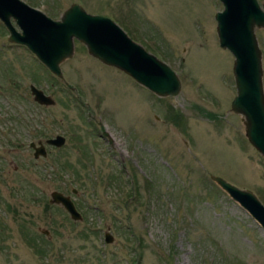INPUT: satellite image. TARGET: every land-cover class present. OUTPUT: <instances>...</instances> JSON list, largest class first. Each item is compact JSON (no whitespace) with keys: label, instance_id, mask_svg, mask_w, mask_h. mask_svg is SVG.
I'll use <instances>...</instances> for the list:
<instances>
[{"label":"rangeland","instance_id":"rangeland-1","mask_svg":"<svg viewBox=\"0 0 264 264\" xmlns=\"http://www.w3.org/2000/svg\"><path fill=\"white\" fill-rule=\"evenodd\" d=\"M23 1L52 19L71 3L107 16L180 88L158 97L75 40L55 77L8 42L0 22V264H264V231L209 178L264 205V158L229 110L232 56L215 34L221 3ZM254 33L264 96V27ZM29 84L53 103L33 101ZM56 134L63 146L44 144L34 158L28 143ZM52 190L71 198L80 220L49 203Z\"/></svg>","mask_w":264,"mask_h":264},{"label":"water","instance_id":"water-1","mask_svg":"<svg viewBox=\"0 0 264 264\" xmlns=\"http://www.w3.org/2000/svg\"><path fill=\"white\" fill-rule=\"evenodd\" d=\"M218 1L222 8L214 13L217 43L232 56L235 94L229 110L240 115L246 140L264 158L261 50L254 33L256 28L264 27V11L257 0ZM0 22L8 32V42L24 46L56 77H61L59 65L71 57L75 40L91 57L122 71L158 97L174 96L179 91L180 81L165 62L133 41L113 20L87 13L77 3L69 4L58 19H52L23 0H0ZM29 91L38 104L53 103L49 95L32 84ZM63 143V136L56 134L43 142L31 141L28 147L36 158L45 156L44 144L60 147ZM209 178L264 231V205L253 192L217 175H209ZM71 192L74 193L75 189ZM48 201L60 205L71 220L81 219L68 195L52 190ZM103 240L111 242V234L105 232Z\"/></svg>","mask_w":264,"mask_h":264},{"label":"flooded vegetation","instance_id":"flooded-vegetation-1","mask_svg":"<svg viewBox=\"0 0 264 264\" xmlns=\"http://www.w3.org/2000/svg\"><path fill=\"white\" fill-rule=\"evenodd\" d=\"M5 28V27H4ZM15 29H17L18 30V28L15 26ZM7 31V30H6ZM7 35H8V33H7ZM7 35H6V37H7ZM19 45V44H18ZM52 74V73H51ZM53 75V74H52ZM53 76H55V75H53ZM56 77V76H55ZM30 85V84H29ZM28 89H29V87H28ZM44 93V92H43ZM45 94V93H44ZM32 100H33V98H32ZM34 101V100H33ZM54 147V146H53Z\"/></svg>","mask_w":264,"mask_h":264},{"label":"trees","instance_id":"trees-1","mask_svg":"<svg viewBox=\"0 0 264 264\" xmlns=\"http://www.w3.org/2000/svg\"><path fill=\"white\" fill-rule=\"evenodd\" d=\"M38 249V248H37Z\"/></svg>","mask_w":264,"mask_h":264}]
</instances>
